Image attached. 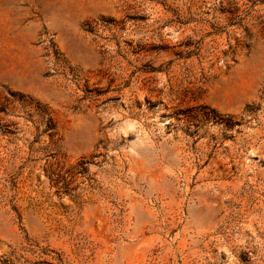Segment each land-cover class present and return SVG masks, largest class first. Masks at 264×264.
<instances>
[{
  "label": "rangeland",
  "instance_id": "rangeland-1",
  "mask_svg": "<svg viewBox=\"0 0 264 264\" xmlns=\"http://www.w3.org/2000/svg\"><path fill=\"white\" fill-rule=\"evenodd\" d=\"M0 264H264V0H0Z\"/></svg>",
  "mask_w": 264,
  "mask_h": 264
}]
</instances>
